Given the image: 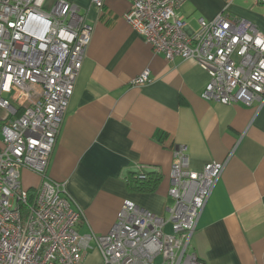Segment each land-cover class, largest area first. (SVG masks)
<instances>
[{"label": "built area", "instance_id": "2783aa9c", "mask_svg": "<svg viewBox=\"0 0 264 264\" xmlns=\"http://www.w3.org/2000/svg\"><path fill=\"white\" fill-rule=\"evenodd\" d=\"M130 1L124 18L154 53L206 71L204 100L264 104V34L228 13L234 0H223L213 20L199 18L196 29L180 14L188 0ZM90 2L104 8L105 0ZM92 34L67 0H0V264H83L92 249L101 264H204L191 239L227 161L194 171L187 148L173 145L167 216L124 201L106 235L79 233L81 212L65 185L47 177ZM148 81V71L134 79ZM24 169L41 179L31 191L22 186ZM147 172L136 166L138 179Z\"/></svg>", "mask_w": 264, "mask_h": 264}, {"label": "crops", "instance_id": "0c3cea01", "mask_svg": "<svg viewBox=\"0 0 264 264\" xmlns=\"http://www.w3.org/2000/svg\"><path fill=\"white\" fill-rule=\"evenodd\" d=\"M67 1L85 15L93 34L47 177L65 185L81 212L78 232L107 234L124 201L166 217L172 204V147L180 144L194 171L227 161L198 220L191 250L204 264H264V104L204 100L206 71L193 60L166 61L154 53L124 18L130 0H105L101 12L90 0ZM223 8V0H188L180 14L196 29L199 18L211 21ZM228 13L264 34V3L234 0ZM144 71L149 81L135 84ZM137 165L160 175L153 191L127 188L125 179ZM40 181L22 170L25 189ZM165 231L171 232L169 224ZM83 264H101L99 252L92 249Z\"/></svg>", "mask_w": 264, "mask_h": 264}, {"label": "trees", "instance_id": "16d2710c", "mask_svg": "<svg viewBox=\"0 0 264 264\" xmlns=\"http://www.w3.org/2000/svg\"><path fill=\"white\" fill-rule=\"evenodd\" d=\"M160 179L161 177L157 172L148 170L144 179H138L136 176V172H131L128 174L125 181L126 186L130 191L147 192L153 191L159 183Z\"/></svg>", "mask_w": 264, "mask_h": 264}, {"label": "bare ground", "instance_id": "6f19581e", "mask_svg": "<svg viewBox=\"0 0 264 264\" xmlns=\"http://www.w3.org/2000/svg\"><path fill=\"white\" fill-rule=\"evenodd\" d=\"M188 164H189V159H188ZM223 170H224V169H223ZM222 172H223V171H222ZM170 174H171V171H170ZM221 174H222V173H221ZM170 182H171V181H170ZM215 184H216V183H215ZM214 186H215V185H214ZM169 189H170V187H169ZM213 189H214V188H213ZM27 190H28V189H27ZM29 191H30V190H29ZM168 193H169V190H168ZM122 205H123V204H122ZM121 207H122V206H121ZM120 209H121V208H120ZM143 209H144V208H143ZM145 210H146V209H145ZM116 220H117V219H116ZM115 223H116V222H115ZM115 223H114V224H115ZM114 224H113V225H114ZM112 227H113V226H112ZM112 227H111V228H112ZM110 230H111V229H110ZM110 230H109V231H110ZM108 233H109V232H108ZM105 235H106V234H105ZM190 248H191V246H190ZM194 253H195V252H194ZM198 258H199V257H198Z\"/></svg>", "mask_w": 264, "mask_h": 264}]
</instances>
